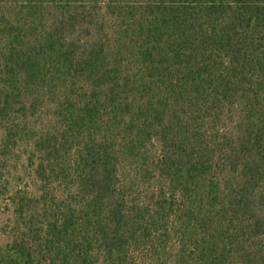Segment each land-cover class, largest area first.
<instances>
[{
    "label": "trees",
    "instance_id": "16d2710c",
    "mask_svg": "<svg viewBox=\"0 0 264 264\" xmlns=\"http://www.w3.org/2000/svg\"><path fill=\"white\" fill-rule=\"evenodd\" d=\"M0 264H264V0H0Z\"/></svg>",
    "mask_w": 264,
    "mask_h": 264
}]
</instances>
